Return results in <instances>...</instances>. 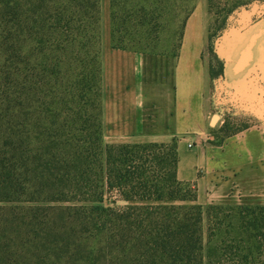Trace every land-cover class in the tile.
Returning a JSON list of instances; mask_svg holds the SVG:
<instances>
[{
    "label": "trees",
    "instance_id": "trees-1",
    "mask_svg": "<svg viewBox=\"0 0 264 264\" xmlns=\"http://www.w3.org/2000/svg\"><path fill=\"white\" fill-rule=\"evenodd\" d=\"M197 1L109 0L111 48L177 56ZM101 93L100 0H0V264H264V206H199L175 139L104 142Z\"/></svg>",
    "mask_w": 264,
    "mask_h": 264
},
{
    "label": "crops",
    "instance_id": "crops-1",
    "mask_svg": "<svg viewBox=\"0 0 264 264\" xmlns=\"http://www.w3.org/2000/svg\"><path fill=\"white\" fill-rule=\"evenodd\" d=\"M100 5L104 142L175 139V177L194 184L199 206H264V120L241 116L249 125L220 143L216 137L222 121L213 126L207 121L203 1L196 2L186 20L175 57L111 48L109 0ZM250 77L264 78V61ZM255 89L264 94V83Z\"/></svg>",
    "mask_w": 264,
    "mask_h": 264
},
{
    "label": "water",
    "instance_id": "water-1",
    "mask_svg": "<svg viewBox=\"0 0 264 264\" xmlns=\"http://www.w3.org/2000/svg\"><path fill=\"white\" fill-rule=\"evenodd\" d=\"M252 56L245 65L246 48ZM215 56L222 62V82L218 87L224 90L225 100L218 101L236 117H250L264 120V94H256L255 85L264 83V78H248L250 71L264 61V0H250L238 6L225 18L222 29L212 39ZM232 74L240 75L235 81ZM247 78H243V76ZM234 88V92H229ZM220 116H214L213 126Z\"/></svg>",
    "mask_w": 264,
    "mask_h": 264
},
{
    "label": "rangeland",
    "instance_id": "rangeland-1",
    "mask_svg": "<svg viewBox=\"0 0 264 264\" xmlns=\"http://www.w3.org/2000/svg\"><path fill=\"white\" fill-rule=\"evenodd\" d=\"M205 27H206V39H207V45H206L207 47L204 57L205 68H206V99H207V107H208L207 121H211V119L214 116L219 115L220 117L217 121L220 120L219 122L222 121L223 124L224 120L226 119L232 120V123L231 121H229L230 131H237L240 130L243 126L249 125V121L247 119H242L241 117L229 116L225 113L226 111L225 107L217 105L218 101L222 102L223 100H225V96L223 89L221 90L218 89L220 83L222 82L220 76V74H222V62L219 60V58L215 56L213 52L212 39L221 30V28L220 30H216L217 28L214 26L213 22L210 19L206 18V15H205ZM161 50L162 52L172 51V49H169L168 47L167 49H161ZM218 70L220 73H217L215 75L212 74ZM227 133L229 132L226 131L222 132V134H227Z\"/></svg>",
    "mask_w": 264,
    "mask_h": 264
},
{
    "label": "bare ground",
    "instance_id": "bare-ground-1",
    "mask_svg": "<svg viewBox=\"0 0 264 264\" xmlns=\"http://www.w3.org/2000/svg\"><path fill=\"white\" fill-rule=\"evenodd\" d=\"M246 53H247V54H246L245 62H244V63H245V65L247 66V64H248V62H249V60H250L249 58H251V56H252L251 50H249L248 47L246 48Z\"/></svg>",
    "mask_w": 264,
    "mask_h": 264
},
{
    "label": "built area",
    "instance_id": "built-area-1",
    "mask_svg": "<svg viewBox=\"0 0 264 264\" xmlns=\"http://www.w3.org/2000/svg\"><path fill=\"white\" fill-rule=\"evenodd\" d=\"M191 146L190 145H188V148H190Z\"/></svg>",
    "mask_w": 264,
    "mask_h": 264
}]
</instances>
